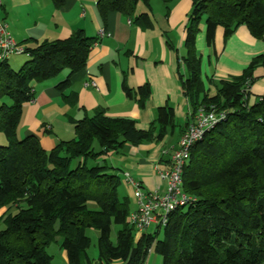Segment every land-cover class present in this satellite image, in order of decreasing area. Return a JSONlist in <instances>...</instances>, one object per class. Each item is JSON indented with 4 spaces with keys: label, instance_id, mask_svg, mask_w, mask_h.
Segmentation results:
<instances>
[{
    "label": "trees",
    "instance_id": "trees-1",
    "mask_svg": "<svg viewBox=\"0 0 264 264\" xmlns=\"http://www.w3.org/2000/svg\"><path fill=\"white\" fill-rule=\"evenodd\" d=\"M51 1L55 9L66 3ZM150 2L98 0L96 6L103 22L115 12L151 29L150 12L136 14L139 3L149 10ZM202 18L209 49L214 48L218 28L228 39L246 26L264 44V0H193L185 27L186 53L180 60L188 73L186 78L179 74L181 91L192 115L205 107L224 118L190 149L182 190L191 201L137 243L128 222V201L118 195L121 179L97 159L125 144L161 141L174 129V109L159 107L145 131L138 130L134 120L111 118L101 109L76 120L74 138L46 152L36 137L17 136L22 109L34 99L31 83L68 71L55 87L63 93L71 77L85 68L97 39L77 30L67 39L25 49L30 59L18 71L6 61L0 63V133L7 143L0 146V210L5 209L0 217V264H52L47 248L58 238L67 264H93L87 254L90 229L98 232V264H145L151 249L161 264H264V95L249 103L253 73L264 69V52L241 75L220 81L210 95L196 50ZM122 89L141 108L151 93L147 84L131 90L123 83ZM113 226L118 228L115 243Z\"/></svg>",
    "mask_w": 264,
    "mask_h": 264
},
{
    "label": "crops",
    "instance_id": "crops-1",
    "mask_svg": "<svg viewBox=\"0 0 264 264\" xmlns=\"http://www.w3.org/2000/svg\"><path fill=\"white\" fill-rule=\"evenodd\" d=\"M97 1L66 0L62 8L55 9L51 0H1L0 20L7 24L14 42L24 49L44 41L67 39L77 30L97 39L85 68L71 77L66 91L60 93L55 87L66 79L68 71L45 82L31 83L34 99L22 109L17 136H34L49 152L60 142L74 138L76 120L92 117L101 109L111 118L132 119L138 130L145 131L155 121L157 109L168 104L174 109V129L161 141L125 144L121 149L97 159V163L107 165L119 175L118 195L128 201L129 211L132 212L136 209L134 188L125 181V175L139 183L143 192L158 191L162 194L165 182L160 177V171L167 169L171 150L177 146L190 122L191 109L181 91L179 74L182 78L188 75L180 60L186 53L185 27L193 0H173L169 4L160 0L163 8L153 7L157 4L151 0L149 10L139 3L136 14L149 11L151 29H144L115 12L109 13L106 22H103L97 10ZM222 35V28H218L213 53L205 45L204 24L196 37L201 70L205 68L201 77L209 92L215 82L241 75L247 64L264 52L263 42L254 38L246 26L238 27L224 43ZM29 59L28 55H15L9 57L6 63L18 71ZM253 76L255 81L249 90L250 104L264 95V69H255ZM91 81L96 83L97 88L86 86ZM123 83L131 90L145 84L150 87L151 93L143 108L137 101L126 97ZM3 141L5 138H0V144H5ZM95 144V152H99L100 148ZM4 211L0 210V217ZM133 234L135 243L143 235H150L146 231ZM60 243L61 240H58L59 248ZM151 252L154 253V250ZM151 256L146 264H151ZM61 260L62 264H67L64 252Z\"/></svg>",
    "mask_w": 264,
    "mask_h": 264
},
{
    "label": "built area",
    "instance_id": "built-area-1",
    "mask_svg": "<svg viewBox=\"0 0 264 264\" xmlns=\"http://www.w3.org/2000/svg\"><path fill=\"white\" fill-rule=\"evenodd\" d=\"M102 36L103 33H101ZM15 55H28V53L14 42L7 24L0 20V63ZM86 86L97 88L94 81L86 83ZM223 118V114H218L213 109L202 107L197 111L177 146L171 150L167 169L160 171V177L165 182V190L162 194L158 191L143 192L139 183L128 174L125 175V181L134 188L136 209L129 213L128 222L136 232H145L153 224L159 228L164 227L168 221V215L173 210L191 201L182 190V173L189 161L190 149Z\"/></svg>",
    "mask_w": 264,
    "mask_h": 264
},
{
    "label": "rangeland",
    "instance_id": "rangeland-1",
    "mask_svg": "<svg viewBox=\"0 0 264 264\" xmlns=\"http://www.w3.org/2000/svg\"><path fill=\"white\" fill-rule=\"evenodd\" d=\"M154 2L157 4V5H153V7H155V8H157V7H159V8H163L162 7V2L160 1V0H154ZM203 23H204V19L202 18L201 19V22H200V25H199V29H200V27H201V25H203ZM197 36H198V34H197ZM226 39L224 38V36L222 35V42L224 43V41H225ZM210 50H212V53L214 52V48H212V49H210ZM198 52H199V50H198ZM211 53V54H212ZM213 57L215 58V55L213 54ZM252 61V60H251ZM250 61V62H251ZM250 62L247 64V66H246V68L248 67V65L250 64ZM215 66L213 65L212 66V68H214ZM201 72L204 74V72H205V68L203 67V69L201 70ZM230 77H232V76H230ZM230 77H228V78H230ZM217 87H218V82H215V84L213 85V86H210V92H209V94L210 95H213L215 92H216V89H217ZM200 108H202V107H200ZM199 108V109H200ZM198 109V110H199ZM220 109H222V110H224V107L223 106H220ZM215 111V110H214ZM197 113V112H196ZM196 113L195 114H193L192 115V113L190 114V122L193 120V116H195L196 115ZM190 122H188L187 123V125H189V123ZM188 127V126H187ZM185 130H186V127H185V129H184V131L182 132V134L185 132ZM182 134H181V136H182ZM0 138H3V140H4V136L0 133ZM20 139H22V138H20ZM3 142H5V144H0V146H5V145H7V143H6V140L5 141H3ZM95 147L97 146L96 144L94 145ZM175 148V147H174ZM173 149V148H172ZM91 207H93V205L91 204L90 205ZM2 228V227H1ZM157 228H159V227H157V225H151L147 230H146V233H148V234H154L155 233V231H156V229ZM117 226H113L112 227V235H111V240H112V242L113 243H115L116 242V231H117ZM134 232H136L135 230H134ZM86 234H87V236L90 238V240H91V246H90V248L87 250V254H88V257H89V259L93 262V264H98V250H97V237H98V232L96 231V230H94V229H90V230H87V232H86ZM159 239H161L162 238V230H160V233L158 234V236H157ZM58 240H61V239H59L58 238ZM152 251V249L148 252V257H147V260H148V258L151 256L152 257V260H151V264H161V257L160 256H158V255H156L155 253H152L151 252ZM62 250L59 248V245H57V243H53V244H51L48 248H47V253L49 254V255H51L52 257H53V260H52V264H62V260H61V254H62ZM151 252V253H150ZM147 260H146V262H145V264L147 263ZM113 264H124L122 261H115V262H113Z\"/></svg>",
    "mask_w": 264,
    "mask_h": 264
}]
</instances>
